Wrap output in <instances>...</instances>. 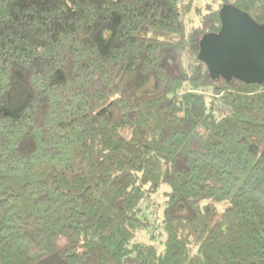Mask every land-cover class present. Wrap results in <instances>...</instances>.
<instances>
[{
  "label": "trees",
  "instance_id": "obj_1",
  "mask_svg": "<svg viewBox=\"0 0 264 264\" xmlns=\"http://www.w3.org/2000/svg\"><path fill=\"white\" fill-rule=\"evenodd\" d=\"M227 4L264 23V0H0V264H264V80L199 57Z\"/></svg>",
  "mask_w": 264,
  "mask_h": 264
},
{
  "label": "water",
  "instance_id": "obj_2",
  "mask_svg": "<svg viewBox=\"0 0 264 264\" xmlns=\"http://www.w3.org/2000/svg\"><path fill=\"white\" fill-rule=\"evenodd\" d=\"M218 32L205 33L199 41V57L211 73L225 79L234 76L245 82L264 80V23L227 4L219 10ZM33 264H66L51 253Z\"/></svg>",
  "mask_w": 264,
  "mask_h": 264
},
{
  "label": "rangeland",
  "instance_id": "obj_3",
  "mask_svg": "<svg viewBox=\"0 0 264 264\" xmlns=\"http://www.w3.org/2000/svg\"><path fill=\"white\" fill-rule=\"evenodd\" d=\"M152 89V83L150 81H147L145 83H143L142 85L136 87L133 91V96L139 95L140 93H142L143 91H148ZM163 198L160 197V194L158 195V197L155 198L156 202H161ZM151 210V214L154 215L153 213L156 212V214L159 216V212H160V208L155 207L154 205H152V207L149 209ZM155 216V215H154Z\"/></svg>",
  "mask_w": 264,
  "mask_h": 264
}]
</instances>
